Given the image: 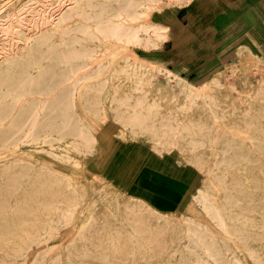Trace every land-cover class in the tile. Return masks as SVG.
Masks as SVG:
<instances>
[{
    "label": "bare ground",
    "instance_id": "obj_1",
    "mask_svg": "<svg viewBox=\"0 0 264 264\" xmlns=\"http://www.w3.org/2000/svg\"><path fill=\"white\" fill-rule=\"evenodd\" d=\"M64 1L56 19L39 10L45 0L0 1V264H137L126 250L168 238L185 246L181 264H264L263 52L242 43L194 84L156 57L179 38L166 6L201 8L213 29L226 7ZM26 14L37 26L26 27ZM231 76L247 85L245 105L224 82ZM133 143L199 170L202 182L127 195L109 163ZM167 195L186 200L182 213Z\"/></svg>",
    "mask_w": 264,
    "mask_h": 264
},
{
    "label": "crops",
    "instance_id": "obj_2",
    "mask_svg": "<svg viewBox=\"0 0 264 264\" xmlns=\"http://www.w3.org/2000/svg\"><path fill=\"white\" fill-rule=\"evenodd\" d=\"M208 1L226 7L215 17L216 28L207 27L209 13L203 9L178 5L177 15H174L178 22L182 21V29L176 34L179 38L177 42L172 39L173 44L166 51L160 49L162 65L185 79L195 74L201 77L213 72L218 60L220 65L232 61L237 47L242 43L264 54V0L253 3L252 0ZM109 166L114 181L132 197L142 194V190L136 189L138 186H144L145 189L160 185L170 187L168 189L174 193L189 189L191 172L194 171L189 165L181 164L169 155H159L150 147L137 143L121 145L112 156Z\"/></svg>",
    "mask_w": 264,
    "mask_h": 264
},
{
    "label": "rangeland",
    "instance_id": "obj_3",
    "mask_svg": "<svg viewBox=\"0 0 264 264\" xmlns=\"http://www.w3.org/2000/svg\"><path fill=\"white\" fill-rule=\"evenodd\" d=\"M45 1H46V3H42V6H40L41 4H38L36 7L40 6L39 10L42 9V13H43L45 11V6L48 5L46 14L49 17H51V19H54V18L56 19V16L58 14H60L61 10L64 9L66 6V2L64 0H62V3L60 1L59 3H56V4H53L54 0H45ZM188 6L190 7V9H193L192 5H188ZM177 7H178V5L175 3L168 4L166 6V11H167V13L177 15V11H176ZM25 17L27 18L26 27L31 29L32 26H35V25L37 26V22L32 21L31 17L28 14H26ZM49 19L50 18H48L47 21ZM42 25H44V24L42 23ZM181 27H182V21H180L178 23V25H174V29H175L176 34H178L179 31L182 29ZM171 40L169 42L167 41V43H165L164 46L161 48V49H163V52H164V50L166 51L168 48H170L172 46L173 41H171ZM133 49L140 56H142L144 54V52L141 48L136 47ZM161 51L162 50L157 51L158 54L156 55V57L159 58V56H160L159 54L161 53ZM153 52H155V51H153ZM2 54H3L2 44L0 43V58H2V56L4 55V54L3 55ZM231 60L233 61L234 58ZM217 62H218V64H217V68L215 69V71L213 70V72L206 73L204 76H201V77H198L195 74V75L190 76L189 79L187 78V80L194 83V84H200V83L205 82L209 77L212 76V74L214 72L222 69L226 64L225 63V64L220 65L219 60ZM209 74H211V75H209ZM261 75H262V73H258V74H256V76L253 75V77L256 79H259L261 77ZM224 82L229 84V85L230 84L234 85V87L236 88V91L234 92V96L237 99L244 102L243 104L245 105V102L248 99V97L246 96V92H247L248 88H247V85L245 84V82L237 79L236 76H231L229 78H226L224 80ZM122 143H123L122 141L119 142L118 140H114V146H117L118 144H122ZM103 163L105 164L106 162L103 161ZM193 170L196 171L195 168ZM201 180H202V175H201V172L199 170L197 171V174L191 172V185H190L189 189H191V190L195 189V187L199 183L202 182ZM159 196H160L159 193H157L156 195L154 194V197H159ZM163 198H164V202H174L175 205H173L171 208V210L174 213H176V214L182 213L183 209L181 208V206L183 203L186 202L185 199H182V200L176 199L174 197H171L170 195H167L166 197H163ZM159 199H161V198H159ZM131 201L135 202L134 200H131ZM176 229L179 230L181 233H183L186 229V226H185V224L177 223ZM161 240H162V242H160V243H162V246H155V247L151 248L150 250H147L145 248H140L139 250H136L135 248H133V250L132 249L126 250V252H128L129 254H127L125 256L123 255V258L124 259L138 260L137 264H163L160 262L161 260H168L167 264H181L180 253L185 248L183 243H181V241L175 240L173 238L172 239L168 238L166 241H165V239H161ZM165 247H167V249H169V251H167L168 254H165L164 253L165 251H163V248H165ZM122 251H125V250H122ZM133 252H136V253L133 254ZM173 256H176V258L173 259ZM94 260H98V259H94V257L92 256L89 259H87V261L79 262L78 264H103L102 261L98 260L96 262H93ZM129 264H134V263H129Z\"/></svg>",
    "mask_w": 264,
    "mask_h": 264
}]
</instances>
